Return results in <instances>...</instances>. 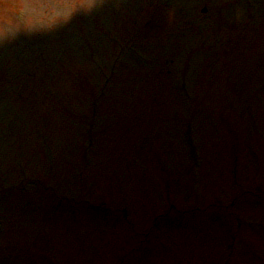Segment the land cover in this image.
<instances>
[{
    "label": "rangeland",
    "instance_id": "374dc122",
    "mask_svg": "<svg viewBox=\"0 0 264 264\" xmlns=\"http://www.w3.org/2000/svg\"><path fill=\"white\" fill-rule=\"evenodd\" d=\"M254 1L0 0V264H264ZM142 3L154 14L136 57L106 34L125 35Z\"/></svg>",
    "mask_w": 264,
    "mask_h": 264
}]
</instances>
